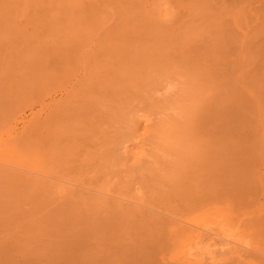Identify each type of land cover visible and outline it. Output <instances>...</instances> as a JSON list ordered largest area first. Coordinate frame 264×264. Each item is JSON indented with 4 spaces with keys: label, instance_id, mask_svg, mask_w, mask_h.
Instances as JSON below:
<instances>
[{
    "label": "bare ground",
    "instance_id": "1",
    "mask_svg": "<svg viewBox=\"0 0 264 264\" xmlns=\"http://www.w3.org/2000/svg\"><path fill=\"white\" fill-rule=\"evenodd\" d=\"M102 4L111 15L90 43L71 33L0 46V119L14 130L6 143L38 164L0 169L9 188L0 224L17 227L30 262L33 253L57 254L55 264L96 254L105 264L257 258L224 242L209 250L191 221L245 197L233 192L249 154L244 12L216 0ZM250 214L244 231L263 234L264 203ZM195 233L188 257L166 256Z\"/></svg>",
    "mask_w": 264,
    "mask_h": 264
},
{
    "label": "rangeland",
    "instance_id": "2",
    "mask_svg": "<svg viewBox=\"0 0 264 264\" xmlns=\"http://www.w3.org/2000/svg\"><path fill=\"white\" fill-rule=\"evenodd\" d=\"M104 1L107 0H0V46L9 43L19 44L37 35H43L48 40L71 33L81 36L90 43L91 35L102 32L103 21L111 15L104 8L102 4ZM156 1L162 3L160 9L166 10L169 8V4L166 5V3L172 0ZM216 1H226L227 4L242 10L248 23V69L250 73L247 133L249 154L246 162L240 168L235 169L233 175L234 194L242 193L245 197L240 201L241 206L238 208L224 210L219 206L214 214L196 216L191 221L196 225L199 233L202 232L208 237V243L212 244L209 250L217 249L220 242L237 245L243 250L257 249V258L245 254L244 251L236 257L239 261L248 262L246 264H262L264 262V233L254 235L248 230L244 231V228L247 218L251 216V207L264 203V0ZM36 19L38 24L34 23ZM18 104L16 109L24 110L27 107L25 102H18L16 105ZM19 110L16 111L20 112ZM29 113L30 111L27 115ZM12 133L14 130L8 120L0 119V169H13L11 165H16L18 162L19 164L24 162L37 169L36 159L31 158L30 162H26L22 159L26 157L23 153L12 146L8 148L10 143L7 144L6 141L8 142ZM3 181L6 180L0 177V203L7 201L4 194L9 189ZM5 207L8 208V206ZM19 215L23 216V213ZM1 216L0 212V218ZM16 233L15 225L0 224V264H55L58 261L57 254L56 257L49 256L48 258L39 253H33L34 257L31 262L24 260L23 254L17 249L28 247V245L24 243L23 238H15ZM198 239L200 238L197 237V233L176 238L169 244L166 256L172 260L185 259ZM35 242L40 244L37 240ZM39 251L42 252L41 249ZM196 255L192 258L199 262L209 257L207 252L202 253L203 258ZM62 261L64 259L60 262ZM69 264H105V262L102 260V255L96 254L91 257H74V261Z\"/></svg>",
    "mask_w": 264,
    "mask_h": 264
}]
</instances>
